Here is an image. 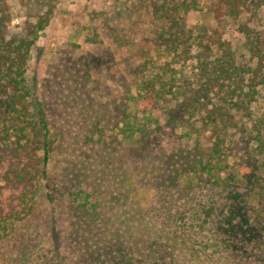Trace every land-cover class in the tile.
I'll return each instance as SVG.
<instances>
[{"label":"trees","instance_id":"obj_1","mask_svg":"<svg viewBox=\"0 0 264 264\" xmlns=\"http://www.w3.org/2000/svg\"><path fill=\"white\" fill-rule=\"evenodd\" d=\"M28 1L32 6L27 20L15 31L9 30L12 15L0 8V247L6 241L15 242L13 257L0 253V264H5L4 258L15 260L14 264L32 258L37 264H181L180 257L200 260L197 246L185 250L190 246L189 235L184 234L188 230L209 234L206 244L216 246L212 254L224 250L231 261L256 254L264 236V112L253 108L264 100V49L250 48L255 66L238 64L230 52L218 47L215 36L201 33L194 37L184 29L179 21L180 4L170 6L168 0H163V5L153 3L155 16L170 22L168 31L173 36L167 39L165 31L158 35L165 44L160 53L172 61L159 66V72L140 85L147 95L144 123L137 118L131 123L123 105L116 110L122 119L121 132L130 139L136 132L141 135L134 146L139 157L146 153L149 158L144 168L156 166L152 181L159 188V201L151 208L138 205L127 224L106 215L101 188L84 187L82 178L90 177L70 176L64 170L62 180L56 181L49 172L50 160L59 153L63 138L58 144L51 107L46 100L33 98L27 73L31 53L51 22L57 0ZM211 1L208 14L217 21L226 15L238 18L244 10L264 5V0ZM182 4L191 8L185 1ZM180 61L196 64L193 78L178 83L172 63ZM70 70L59 74L73 79ZM172 100L177 106H170ZM108 110L102 106L94 110L97 117L86 128L89 134L76 136L82 149L78 157L86 162L97 161L103 148L121 142L117 135L108 137L107 127L112 122ZM156 112L164 114L173 131L186 129L191 119L198 118L202 131L208 132L207 145L198 142L189 160L181 148L174 147L172 156H167L160 135L164 128L153 117ZM113 128H120V123L115 122ZM233 130L238 139L231 138ZM84 145L89 146L87 151ZM230 158H234L236 174L230 172ZM110 162L112 159H107L105 164ZM173 162H180L182 173L170 175ZM183 174L193 178L181 185L178 178ZM184 204L189 209L182 214L179 208ZM20 226L25 228L18 229ZM135 226L138 232H134ZM143 229L145 233L140 232ZM68 240H72L70 246L85 251L74 249L69 256L61 250ZM48 249L50 254L44 253Z\"/></svg>","mask_w":264,"mask_h":264},{"label":"rangeland","instance_id":"obj_2","mask_svg":"<svg viewBox=\"0 0 264 264\" xmlns=\"http://www.w3.org/2000/svg\"><path fill=\"white\" fill-rule=\"evenodd\" d=\"M184 1L190 9L182 4ZM153 3L163 5L164 1L57 0L51 22L39 35L36 47L31 53L30 70L27 73V83L33 98L38 102L46 100L51 107L49 112L57 127L54 134L57 143H60V137L63 138L59 144V153L52 156L48 166L51 176L54 180L61 181L64 170L70 176L78 173L80 176L87 175L90 178H82L84 187L101 188V197L107 203L106 215L116 221L119 217L120 222L127 224L131 217L135 216L132 213H135L138 205L151 208L159 201V188L152 181L155 177L153 169L156 166L144 168L143 163L149 158L146 153L139 157L134 146L141 135L136 132L135 137L130 139L128 134L121 132L122 119L116 110V107L123 105L131 116V123H134L136 118L144 123L143 109H146L147 95L140 90V85L143 80L151 78L153 73L159 72V66L172 61L170 56L162 54L165 44H162L158 35V32L165 31L167 39L170 35L173 36L168 31L170 22L155 16ZM168 3L170 6L180 4L179 21L194 37L201 33L215 36L214 41L220 44L218 47L230 52L238 64L256 65L250 48L260 46L264 49V5L259 8L254 5L252 10L241 12L238 18L226 15L217 21L212 14H208L211 0H168ZM31 6L28 0H0V8L12 15L10 31H15L27 20ZM218 47L215 49L216 53L219 52ZM196 51L195 45L194 55ZM195 64L194 61L172 63L177 72L178 83L184 78H193ZM67 68L72 69L68 73L75 75L73 79L60 76L59 72L63 73ZM165 76L169 79L172 74ZM263 102L264 100H260V105L253 109L258 113L264 112ZM176 103L177 101H173L170 106L175 107ZM99 106L109 107L111 116L108 120L112 118V122L106 121L109 123L108 137L117 135L121 142L103 148V156L99 161L86 162L85 158L78 157V151L82 149L76 141V136L80 137L93 125L97 117L95 111L99 110ZM153 117L159 120L160 126L164 128L160 135L167 156H172L174 147L181 148L189 154L186 156L189 160L198 142L207 145L205 139L208 132L202 131L198 118L191 119L190 126L186 125V129L173 131L164 114L156 112ZM115 122L120 123V128H113ZM230 134L234 140L239 138L235 130ZM88 147L85 146L84 150L87 151ZM107 159H112V162L105 164ZM229 163L230 172L236 174L234 158H230ZM177 171L182 173V166L180 162H173L169 170L170 175H176ZM187 176H179L178 184L183 185L186 180L193 178L192 174ZM187 209L189 206L186 204L179 208L182 214L186 213ZM137 220L136 217L135 225ZM183 223H186V220ZM23 228L25 227L20 226L18 229ZM137 229L135 226L134 232H138ZM140 232L145 233L144 229ZM184 234L189 235L190 245L185 250L192 249L194 244V248L197 246L202 254L198 255L200 260L180 257L181 264H264V236L257 244L256 254L231 261L230 255L224 253V250L220 249L219 254H212L216 246L206 244L209 234L202 235L197 230H188ZM154 237L152 234V239ZM71 242L72 240H68L61 244V250L69 253V256L73 255L74 249L76 252L85 251L70 246ZM3 244L0 253H3L4 257H13L15 242L6 241ZM205 247L209 249L208 253ZM223 247L221 245V248ZM44 253L50 254V249ZM33 259L23 264H37ZM4 260L5 264H14L12 262L15 261L6 258Z\"/></svg>","mask_w":264,"mask_h":264}]
</instances>
